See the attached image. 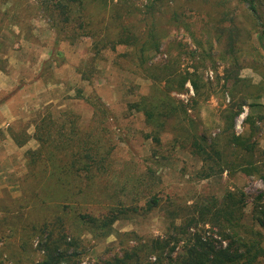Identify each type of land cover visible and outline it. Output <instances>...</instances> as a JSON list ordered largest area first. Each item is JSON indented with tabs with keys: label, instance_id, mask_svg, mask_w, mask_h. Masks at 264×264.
Segmentation results:
<instances>
[{
	"label": "trees",
	"instance_id": "1",
	"mask_svg": "<svg viewBox=\"0 0 264 264\" xmlns=\"http://www.w3.org/2000/svg\"><path fill=\"white\" fill-rule=\"evenodd\" d=\"M135 1L0 0V71L6 68L7 54H25V46L38 43L32 22L43 18L54 36L41 77L53 78L52 67L62 58L61 42L87 41L86 54L73 69L89 91L77 85L73 98L91 110L87 127L73 113L53 115L46 110L33 121L31 136L26 124L20 123L18 131L10 128L16 147L31 137L36 140V149L24 152L28 172L38 173L40 182L47 175V180L41 194L39 190L24 194L23 205L12 209L0 204V242L20 231L19 249L29 264H81L87 253L84 234L96 244L109 236L116 239L111 242L116 246H106V254L94 264H264V191L248 201L237 184L257 179L264 185L260 145L264 104L257 101L264 96V78L253 83L239 76L246 52L238 31L228 32L220 50L190 36L195 48L171 59L161 51L168 36L160 15L173 0H141L139 5ZM240 2L248 5L261 27L258 40L263 45L264 21L260 22L255 1ZM184 54L201 68H211L223 100L228 98L213 119L200 115L197 101L204 84L199 67L190 73L181 69ZM29 56L33 61L32 53ZM218 62L223 65L221 77L216 74ZM103 64L147 83L131 98L126 94L119 116L95 91ZM186 83L193 95L183 100L177 95L186 94ZM207 89L212 92L210 86ZM244 107L247 114L237 132L235 122ZM136 114L141 120L138 134L148 142L142 159L146 167L141 174L132 172L130 179H122L114 174L117 146L110 126L117 129L121 118ZM130 167L136 170V164ZM163 170L170 182L162 181ZM54 198L61 203L50 204ZM49 205L53 213L34 221L36 207L44 212ZM24 208V214L18 212ZM156 210L165 221L157 235L115 228L121 221L145 219ZM2 252L0 264H7ZM8 264L22 261L10 256Z\"/></svg>",
	"mask_w": 264,
	"mask_h": 264
},
{
	"label": "rangeland",
	"instance_id": "2",
	"mask_svg": "<svg viewBox=\"0 0 264 264\" xmlns=\"http://www.w3.org/2000/svg\"><path fill=\"white\" fill-rule=\"evenodd\" d=\"M30 1L34 2L35 0ZM109 1L125 2V0ZM140 1H135V4L139 5ZM254 1L257 15L261 17L260 22H263L264 0ZM32 23L34 25L32 32L38 36V43L25 46V54L20 51L7 54L6 68L0 71V204L5 203L12 209L24 204V200L21 199L24 194L38 190L41 194L47 175L40 182L39 179H36L38 173L31 176L32 174L28 172L24 152L36 149L38 145L36 140L31 137L22 147H16L9 134L10 130L18 131L20 123L26 124L27 133L31 136L34 131L33 121L38 119L39 114H44L46 110L51 111L53 115H61L63 110L70 114L73 113L81 119L79 122L82 123V126L87 127L91 111L82 101L73 98L77 85L83 87L85 92L89 91L86 84L79 81V77L73 69L85 56L87 41L78 42L74 45L61 42L58 50L61 52L62 58L59 64L52 67L53 78H47L45 81L40 74L42 72L41 64L49 58L54 34L47 29L43 18L37 17ZM160 25L166 29L168 36L162 43L161 51L168 54L171 59L179 53H184L186 49L193 50L195 48L191 42V37L203 46H208L212 42L214 47L220 50L226 46L228 32L238 31V41L241 42L240 45L246 52L242 59L243 68L239 71V76L249 78L253 83L264 78V41L263 45L260 46L258 40L261 27L256 24V20L248 10L246 3H241L240 0H173L168 7L163 8L160 15ZM251 47L258 49L259 52L253 51ZM29 53H32L33 61ZM156 59L159 57L157 56ZM196 61L189 58L188 55H182L181 69L187 68L190 73L194 66L199 67L198 74L204 84L202 89L204 94L197 101L200 115L204 120L213 119L217 114V108L227 103L228 98L223 100L224 97L219 92L220 86L215 82L214 71L209 67L201 68L198 65L199 62L196 63ZM217 65L216 74L221 77L223 65L220 62ZM100 68L102 69V77L97 83L95 82V91L103 103L108 105L114 114L118 115L123 110V101L128 100L127 95L131 98L130 94H137L138 91L145 88L147 83L128 73L113 70L105 64L101 65ZM137 86L139 89L136 90ZM209 86L212 90L211 93L207 89ZM185 87L187 88L186 94L177 95L183 100L193 95L188 83ZM206 97L208 98L205 100ZM257 101L264 104V96ZM44 105L47 107L45 108ZM246 114L247 108L244 107L243 112L235 122L237 132L241 130V123ZM140 121V116L136 114L134 117L119 120V128L117 129L120 131L114 126H110L117 146L114 152L116 159V165L113 168L114 174L121 176L122 179H130L132 172L139 175L146 167L142 159L148 153V142H145L144 138L138 134L141 127ZM262 137L260 145L264 147V131ZM133 164H136V170L130 167ZM159 173L164 178L162 181H171L170 175L165 170L159 171ZM152 180L157 183L156 179L152 178ZM231 183L229 180L227 186L230 187ZM223 184H226L224 180ZM237 184L242 187L248 201L264 191V185L257 179H241ZM56 198L51 200L50 204L61 203L59 199L55 200ZM6 199H11V203L4 201ZM49 206L44 212L36 207V211L33 212L34 221L48 215L49 212L52 214L51 206L53 205ZM25 211L24 208L18 212L24 214ZM162 216L163 213L156 210L145 219L121 221L116 224L115 228L120 231L135 230L145 236L157 235L165 226ZM19 232L13 231L9 238L0 242V250H3L2 255L7 264L10 256L18 257L22 264H29V259H27V263L26 256L19 249ZM82 239L86 245L87 255L83 254L81 264L98 263L99 260L97 259L106 254V246L111 248L116 246L111 244L116 240L114 236H109L104 242L97 244L91 241L86 234L82 236Z\"/></svg>",
	"mask_w": 264,
	"mask_h": 264
}]
</instances>
